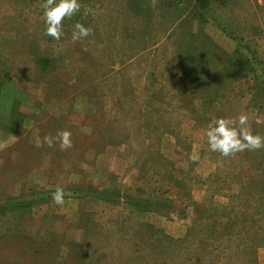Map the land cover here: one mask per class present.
Here are the masks:
<instances>
[{
    "label": "rangeland",
    "instance_id": "rangeland-1",
    "mask_svg": "<svg viewBox=\"0 0 264 264\" xmlns=\"http://www.w3.org/2000/svg\"><path fill=\"white\" fill-rule=\"evenodd\" d=\"M41 4L0 0V264H264V150L204 136L240 113L264 135V2L81 0L60 41Z\"/></svg>",
    "mask_w": 264,
    "mask_h": 264
},
{
    "label": "clouds",
    "instance_id": "clouds-1",
    "mask_svg": "<svg viewBox=\"0 0 264 264\" xmlns=\"http://www.w3.org/2000/svg\"><path fill=\"white\" fill-rule=\"evenodd\" d=\"M41 7L44 34L55 41H60L64 36L63 22L81 13V0H42ZM82 15H87V12ZM92 31L90 26H85L78 20L72 25L71 40L73 42L80 41L87 38ZM254 122L256 125L264 124V118L257 115ZM204 136L208 150L218 153L224 158H230L245 151L264 150V135L253 132L247 113L212 118L204 129ZM71 137V131L62 130L58 131L55 136L46 135L43 138V143L49 147L56 143L63 151L72 148ZM189 159L197 161L199 154L194 153L190 155ZM70 195L64 187L57 186L51 194V200L55 205L63 206L66 202L65 197Z\"/></svg>",
    "mask_w": 264,
    "mask_h": 264
},
{
    "label": "trees",
    "instance_id": "trees-1",
    "mask_svg": "<svg viewBox=\"0 0 264 264\" xmlns=\"http://www.w3.org/2000/svg\"><path fill=\"white\" fill-rule=\"evenodd\" d=\"M200 2H201V0H200ZM202 27V26H201ZM200 27V28H201ZM202 30L200 29V32H201ZM241 46V45H240ZM246 48V49H248L249 50V48L248 47H245V46H241V48ZM202 51L200 52V55H199V60L197 61V59L194 61L193 60V63H195L196 61L197 62H202V61H204V62H209V63H212L213 62V60H215V59H217V57H219L218 58V60L220 59V57H224V55L222 54V51L220 50V49H218L217 48V46L216 45H214V44H207L205 41L203 42V44H202ZM201 56V57H200ZM213 56V57H212ZM240 57L241 58H244V61L246 62V63H248V66L250 65V66H254L253 64H252V59H248V57L246 56V55H242V54H240ZM198 58V57H197ZM213 58V59H212ZM228 58V57H227ZM257 63V62H256ZM252 69V68H251ZM254 71V70H253ZM1 78V77H0ZM216 95H218V94H215L214 95V99H212V102H214V100H216V99H218V96H216ZM80 194L82 195L83 194V190H81L80 191ZM106 197V199H108V197L107 196H105Z\"/></svg>",
    "mask_w": 264,
    "mask_h": 264
}]
</instances>
